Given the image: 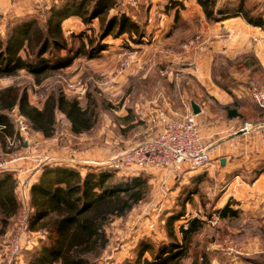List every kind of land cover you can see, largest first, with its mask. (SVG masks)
Instances as JSON below:
<instances>
[{"label": "rangeland", "instance_id": "1", "mask_svg": "<svg viewBox=\"0 0 264 264\" xmlns=\"http://www.w3.org/2000/svg\"><path fill=\"white\" fill-rule=\"evenodd\" d=\"M195 1L138 0L137 8L122 2L111 9L107 16L121 10L128 11L131 19L145 33L142 43L135 42V34L130 36L123 33L115 37L113 32L100 41L107 44L106 51L91 59L83 54L78 55L69 66L46 72L39 82L25 70L0 78V90L8 86L25 89L29 102L39 108L50 93L61 91L67 97L77 98L82 106H86L89 99L94 100L100 116L92 130L73 135L66 118L57 113L55 135L44 138L41 133L19 130L20 115L15 108L8 115L15 121L18 134L14 142L3 149L0 147V160L24 155L27 158L22 164V168L27 169L25 175L33 174L37 179L45 165L52 163L69 164L83 176L86 167H99V162H105L112 153L116 154V150L132 146L155 132L157 128L150 130L146 121L145 110L150 107L164 108L167 114L173 115V112H188V103L197 100L205 103L208 111L214 114H208V120L215 117L224 119L221 118L222 111L211 110L214 100L197 81L205 72L212 79V72H225L226 68L228 81L232 82L234 76L250 81L251 84L247 85L250 88L257 86L264 89V82H260L256 67L252 72L243 65L241 57L233 54L235 57L232 60V51L221 52L218 47L213 49L210 46L211 42L219 40L218 37L205 41L201 33L190 31L194 27L187 29L188 35L178 33L187 31L185 24L181 31L172 34L171 22L156 20L164 15H175L180 19L184 14L190 16L192 26L199 24L197 19L202 9L196 6ZM217 1V5H221L226 0ZM249 1L258 2L264 9V0ZM56 2L60 0H0V35L4 36L12 20L24 15L33 16L42 26L46 12ZM20 10L26 13L15 15L14 11ZM61 24L64 37L73 49L80 46L88 49L92 39L99 42L102 33L100 18L84 23L79 17L70 16ZM153 35L156 36L155 40ZM167 35L169 37L164 38ZM196 36L203 37L204 48L193 45L186 47L185 44ZM148 44L152 49L143 47ZM230 86L232 88V84ZM247 101L254 107L249 95ZM253 109L250 112L257 114L253 118L257 120L258 112L255 107ZM27 142L29 147L26 146ZM103 148L107 149L109 155H106V150L102 151ZM70 149L75 155L72 161L68 156ZM87 150L89 153H86ZM244 151L242 147L236 149L233 155L228 154L232 167H220L217 161L212 160L213 164L205 170L189 173L179 182L169 181L163 185L156 182L154 174L144 173L147 179L146 197L125 216L115 218L106 225L107 244L92 264H120L124 258L134 255L136 243L144 237L156 243L167 241L166 218L181 211L182 217L173 225L177 236H180V224H186L193 217L203 220L202 227L192 237L189 255L181 264H264V164H248ZM214 156L217 153L212 155L213 159ZM256 171L262 173L257 174ZM260 176L263 179L256 181ZM13 177L17 180L18 174H13ZM226 203L237 210L235 217L220 218L215 212ZM159 207L162 212L155 217L154 213ZM17 216L11 218L5 229L0 222V264H8L4 250L13 235ZM151 220H154V224L147 228ZM32 231L38 233L37 243L29 249L23 248L19 258L10 264H27L31 249L47 234L40 229ZM202 256H205V260Z\"/></svg>", "mask_w": 264, "mask_h": 264}, {"label": "trees", "instance_id": "2", "mask_svg": "<svg viewBox=\"0 0 264 264\" xmlns=\"http://www.w3.org/2000/svg\"><path fill=\"white\" fill-rule=\"evenodd\" d=\"M196 2L208 22L240 16L249 25L264 32V9L258 2L226 0L221 5H217V0ZM120 3L122 0H60L49 7L42 26L33 16L15 18L6 27L4 36L0 35V78L25 70L39 82L46 72L69 66L78 55L83 54L89 59L96 57L107 49V44L100 41L113 32L115 37L123 33L130 36L135 34V42L142 43L145 33L131 19L128 11L121 10L107 16ZM70 16H77L84 23L100 18L102 33L99 42L92 39L88 49L85 46L73 49L64 37L61 24ZM225 72L228 74L226 68ZM225 72H212V81L231 93L230 85L234 86L235 82L228 81ZM253 105L258 112L256 121H260L263 115L254 103ZM254 107L247 98L241 101L234 98L228 104L214 103L211 110L222 111L220 113L225 118L248 120L257 116L255 112H250ZM15 108L18 115L23 117L27 130L41 133L44 138L55 135L57 113L66 118L73 135L92 130L100 117L92 99H89L86 106H82L77 98L67 97L57 91L50 93L39 108L29 102L25 89L8 86L0 90L2 149L14 142L18 134L15 121L8 115ZM45 166L30 188L29 228L40 229L47 234L31 249L32 254L27 264H92L107 244L106 225L115 218L125 216L144 200L147 179L143 173L118 176L115 175L116 171L107 167L88 166L81 176L77 168L69 164L52 163ZM256 173L260 174L262 171ZM15 186L13 174L1 171L0 222L3 229L21 210ZM215 212L220 218L235 217L238 213L235 208L229 207V203ZM182 213L181 211L166 218L167 241L156 243L151 238L144 237L136 243L134 255L124 258L120 264H181L189 255L192 237L203 225V220L193 217L186 224L179 225L180 236H177L173 225L182 217ZM147 253L149 256H145ZM202 259L205 260V256Z\"/></svg>", "mask_w": 264, "mask_h": 264}, {"label": "built area", "instance_id": "3", "mask_svg": "<svg viewBox=\"0 0 264 264\" xmlns=\"http://www.w3.org/2000/svg\"><path fill=\"white\" fill-rule=\"evenodd\" d=\"M122 2L133 8L138 7V0ZM197 42L198 40L191 41L190 44ZM248 95L263 115L260 121L226 120L223 123L219 121L220 124H211L206 131L203 121L192 112L191 102L188 103V112L184 114L169 115L166 109L159 107L149 115V121L153 123L150 130L156 127L155 132L132 146L116 150V154L112 153L109 159L99 162L98 165L99 167L104 165L124 176L152 173L157 179L156 182L163 185L169 181L179 182L189 173L205 170L213 164L212 160L217 161L220 167L227 166L228 154L233 155L238 144L247 142V139L260 140L261 136H264V89L252 86ZM18 125L19 130L27 131L22 116L18 120ZM26 146L29 147L28 142ZM107 149L103 148L102 151L106 150V155H109ZM72 152V149L68 152L71 161L75 158ZM86 153H89V150ZM92 153L94 154L93 151ZM215 153L217 156L213 159L212 155ZM243 154L248 153L244 151ZM222 158L225 159L223 165ZM25 159L27 158L24 155H19L0 160V172L18 174L15 192L21 205L13 235L4 250L8 264L19 258L23 248L29 249L38 241V233L29 228L30 188L37 178L33 174L25 175L27 169L22 168ZM161 212L162 208H157L155 217ZM151 223L149 222L147 228L154 224V220H151Z\"/></svg>", "mask_w": 264, "mask_h": 264}, {"label": "crops", "instance_id": "4", "mask_svg": "<svg viewBox=\"0 0 264 264\" xmlns=\"http://www.w3.org/2000/svg\"><path fill=\"white\" fill-rule=\"evenodd\" d=\"M190 2L193 3L194 0H190ZM196 6L200 7L198 4ZM21 12L22 10L14 11V13H16L15 15L26 13V12H22V13ZM198 16H200V18L197 19L199 24L193 26L192 23L190 24L191 22L190 16L184 14L181 15L180 19H177L175 15L173 16L164 15L162 18H157L156 20L160 19V22L162 21L164 22V20L166 22H171V25L173 26L172 34L177 33V31H181V29H183L182 25L185 24L184 26L187 27L186 30L188 28L194 27V29L190 31H192V33L193 32L201 33V36L204 37L205 41L207 40L209 41L211 37H216V38L218 37L219 40L217 41L215 40L214 42H211L210 46H212L213 49L218 47V49H220L221 52L232 51V60L235 57L233 54H236L237 56L241 57V59L243 60V65L249 67L251 70L253 69V67H256V70L259 74L258 75L259 80L260 82L263 83L264 82V32L258 27L249 25L240 16H234L218 22H208L205 19L203 12H200ZM188 30L185 32H178V33H181L182 35H188L189 34ZM167 34H170V32H167ZM166 37H169V35L165 36L164 38ZM203 37L201 39L200 36H196L195 38L188 41L185 44V46L189 48L190 46H192L190 44L191 41L198 40L197 43L193 44V47L204 48L202 47ZM153 38L155 40L156 36L153 35ZM143 47H146L145 49H152L151 44L143 45ZM140 62L143 63V60H140ZM252 63L254 65H250ZM252 72L254 71L252 70ZM233 80H235V85L232 86L231 93H229L223 90L222 88H220L219 86H217L212 81L211 75L208 72H205L204 76H202L201 78H197V81L201 84L203 90L213 98L214 103H219V104H228L232 102L234 98L239 101H241L243 98H247L248 91L250 89L249 87H247V85L251 84V82L243 78H238V77L236 78L234 76H233ZM190 102H192V100ZM195 103L198 104V106L200 107V113H198L197 116L201 121H203L204 128L206 131L209 130L211 124L218 123L219 121L220 123H223V121L226 120H232V122H235L236 120L256 122V120L254 119L246 120V119H240L238 117H234V118L221 117L224 119H220V120H218V117H215L213 120H208L207 119L209 118L208 114L210 115H214V114H211L208 111L209 109L206 107L205 103L203 102L199 103L197 100L195 101ZM146 108H148L147 105ZM155 110L156 108L154 107H150L149 109L145 110L146 121L148 123L149 129L151 127L149 121V115L152 113V111ZM184 113L186 112H182V113L173 112V114H184ZM37 137H39V134L37 135ZM246 141L247 142L245 143L242 142L241 144H238L237 147L238 148L243 147L245 149V153L247 152L249 154L245 156V158L248 160L247 163L253 165L255 163L261 162L262 164H264V136L263 137L261 136L260 140L247 139ZM231 163L232 162H228L227 167L228 166L232 167ZM260 179L263 178L260 176L256 181H259Z\"/></svg>", "mask_w": 264, "mask_h": 264}, {"label": "water", "instance_id": "5", "mask_svg": "<svg viewBox=\"0 0 264 264\" xmlns=\"http://www.w3.org/2000/svg\"><path fill=\"white\" fill-rule=\"evenodd\" d=\"M191 108H192V112L194 114H198L200 113V107L198 106V104H196L194 101L191 102ZM225 163V159L222 158L221 159V165H223Z\"/></svg>", "mask_w": 264, "mask_h": 264}]
</instances>
